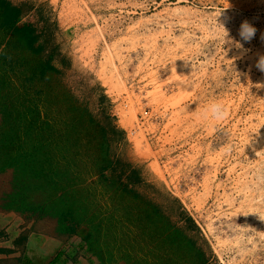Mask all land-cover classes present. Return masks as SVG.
Returning a JSON list of instances; mask_svg holds the SVG:
<instances>
[{
  "label": "rangeland",
  "instance_id": "rangeland-1",
  "mask_svg": "<svg viewBox=\"0 0 264 264\" xmlns=\"http://www.w3.org/2000/svg\"><path fill=\"white\" fill-rule=\"evenodd\" d=\"M27 1L43 14L51 46L67 66L61 76L41 77L35 73L41 56L21 45L11 50L18 61L14 70L0 64V168L19 153L16 143L28 125L16 120L36 101L49 121L60 122L52 130L71 122L79 132L58 153L73 162L74 178L63 184L66 202H86V217L95 214L96 220L108 204L131 206L129 196L119 204L115 193L108 202L96 188L93 171L104 162V150L89 119L104 108L124 131L119 150L192 218L217 264H264V72L256 67L264 54V0ZM245 19L257 33L251 42L241 41L244 51L223 45L219 23L239 40ZM11 39L1 28L0 51ZM213 102L221 105L217 119L204 111ZM50 193L38 186L31 196L46 204ZM1 218L17 221L12 214ZM87 232L82 223L67 243L32 235L25 264H47L60 252L56 264H105L102 252L84 244ZM125 234V243L133 237L139 247L144 239L164 240ZM98 239L99 245L105 241L100 234ZM107 243L108 252L114 240ZM193 263L191 257L182 262Z\"/></svg>",
  "mask_w": 264,
  "mask_h": 264
},
{
  "label": "trees",
  "instance_id": "trees-1",
  "mask_svg": "<svg viewBox=\"0 0 264 264\" xmlns=\"http://www.w3.org/2000/svg\"><path fill=\"white\" fill-rule=\"evenodd\" d=\"M0 27L15 37V41L8 40L0 51V64H4L7 71L17 66L18 61L11 50L21 45L41 56V67L36 74L41 77L48 72L60 76L64 74L67 60L51 46L49 25L41 11L37 12L30 1L0 0ZM2 44L0 40V47ZM31 77L34 81L36 75L32 73ZM0 83H3L1 79ZM39 93L36 92L34 97H38ZM102 100L98 96L97 104L100 105ZM31 104L32 109L27 116L24 114L26 121L24 115L16 120L20 121L18 126H23L24 122L28 125L25 139L22 141L20 136L21 140L15 142L19 153L0 168V213L16 214L22 219L23 229L14 240L12 249L0 248V255L4 256L0 258V264H23L28 235L35 233L67 243L76 235L82 223L88 228L84 244L102 252L105 264L118 261L128 264H182L188 257L194 259L193 264H217L209 243L192 218L168 193L148 183L141 176L140 170L132 166L119 150L124 131L114 124L113 118L104 108H100L89 119L102 138L104 150V162L101 166L96 165L93 171V175L98 176L96 188L100 189L101 196L108 195L104 199L108 202L115 193L120 195L119 204L124 197L129 196L131 206L114 208L108 204L101 208L100 219L96 220L95 214L86 217V202H79L76 206L66 202L67 194L63 184L69 182L67 179L74 178L70 172L73 162L65 155L58 156V153L61 148L69 149L72 141L70 137L79 132L75 134L76 127L71 122L63 123L66 126L63 130L57 129L59 121H49L47 116L41 114L36 101ZM51 127H57L56 131ZM21 141L28 146L26 150H23ZM27 161L30 164L27 165ZM38 186L47 193L51 192V195L46 194L49 199L46 204L34 202L31 196V193L37 192ZM132 210L137 214L134 215ZM126 230L135 235L138 233L141 237L149 235L153 241L164 236V240L147 243L144 239L143 247H139L133 237L125 243L123 239ZM99 234L106 243L109 237L114 240L110 251L107 252L103 247H110L105 241L102 245L98 244ZM140 251L141 255L145 254L139 255ZM16 253L19 256L12 257ZM61 256L63 252L56 254L47 264H56Z\"/></svg>",
  "mask_w": 264,
  "mask_h": 264
},
{
  "label": "clouds",
  "instance_id": "clouds-1",
  "mask_svg": "<svg viewBox=\"0 0 264 264\" xmlns=\"http://www.w3.org/2000/svg\"><path fill=\"white\" fill-rule=\"evenodd\" d=\"M221 28L223 29V38L222 44L234 46L237 49L244 51L243 49V42H251V40L256 36L257 28L247 19L243 20L240 23L238 29L239 40H235L229 34L228 29H226L223 23H219ZM261 40H264V33L261 34ZM256 67L259 71L264 72V54H258V58L256 60ZM205 114L212 119H217L221 113V105L218 103H210L205 108Z\"/></svg>",
  "mask_w": 264,
  "mask_h": 264
},
{
  "label": "crops",
  "instance_id": "crops-1",
  "mask_svg": "<svg viewBox=\"0 0 264 264\" xmlns=\"http://www.w3.org/2000/svg\"><path fill=\"white\" fill-rule=\"evenodd\" d=\"M7 214L8 215L12 214L14 217H16L17 218L16 223L12 222V219H11V222H8V221H4L3 218H1V216L7 215ZM21 224H22V219L19 218L16 214H14L12 212L0 213V248H8V249L13 248L14 240L23 231V229H21ZM32 235H38L39 238H46L47 237V236L39 235V234H35V233L28 235L27 243H26V251H27L29 241H30ZM26 251H25V254L23 257V264H25L27 262L26 256H25V255H27ZM17 256H19L18 253L12 255V257H17ZM3 257H4L3 255H0V258H3Z\"/></svg>",
  "mask_w": 264,
  "mask_h": 264
}]
</instances>
